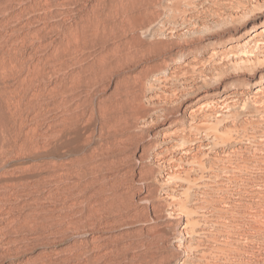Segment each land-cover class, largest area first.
<instances>
[{
  "label": "rangeland",
  "instance_id": "1",
  "mask_svg": "<svg viewBox=\"0 0 264 264\" xmlns=\"http://www.w3.org/2000/svg\"><path fill=\"white\" fill-rule=\"evenodd\" d=\"M0 213V264H264V0H0Z\"/></svg>",
  "mask_w": 264,
  "mask_h": 264
},
{
  "label": "bare ground",
  "instance_id": "2",
  "mask_svg": "<svg viewBox=\"0 0 264 264\" xmlns=\"http://www.w3.org/2000/svg\"><path fill=\"white\" fill-rule=\"evenodd\" d=\"M69 68V67H68ZM69 75V74H68ZM73 76V75H72ZM74 77V76H73ZM80 77V76H79ZM72 78V77H71ZM79 79V78H78ZM68 80V79H67ZM63 82V81H62ZM79 82H81V81H79ZM61 83V82H60ZM76 83V82H75ZM67 84V83H66ZM73 84V83H72ZM78 84V83H77ZM60 86H62V85H60ZM76 86V85H75ZM74 86V87H75ZM79 86V85H78ZM66 87V86H65ZM60 90V89H59ZM56 91V90H55ZM61 91V90H60ZM64 91H65V89H64ZM67 92V91H66ZM70 92V91H69ZM74 92V91H73ZM57 93V92H56ZM57 94H59V93H57ZM64 94V93H63ZM77 94V93H76ZM72 96V95H71ZM70 96V97H71ZM68 98H69V96H68ZM70 99V98H69ZM67 100V99H66ZM67 102V101H66ZM71 102H73V101H71ZM70 103V102H69ZM56 104V103H55ZM66 105V104H65ZM77 105V104H76ZM63 106V105H62ZM61 106V107H62ZM67 106V105H66ZM75 107V106H74ZM79 107V106H78ZM38 108V107H37ZM70 108V107H69ZM41 109V108H40ZM39 110V109H38ZM70 110V109H69ZM37 111V110H36ZM62 111H63V109H62ZM66 111V110H65ZM71 111V110H70ZM65 113V112H64ZM38 115H39V112H38ZM65 115V114H64ZM56 116V115H55ZM37 118H38V116H37ZM69 118V117H68ZM23 119V118H22ZM54 119V118H53ZM18 120V119H17ZM66 120V119H65ZM18 124V123H17ZM38 124V123H37ZM39 125V124H38ZM53 126V125H52ZM21 127V126H20ZM41 131V130H40ZM40 134H42V133H40ZM9 136V135H8ZM17 141V140H16ZM222 146V145H221ZM218 155V154H217ZM208 158V157H207ZM205 159V158H204ZM202 160V159H201ZM199 161V160H198ZM208 161V160H207ZM220 161V160H219ZM226 161V160H225ZM224 161V162H225ZM215 162V161H214ZM202 164V163H201ZM213 164V163H212ZM215 164V163H214ZM208 165V164H207ZM198 166V165H197ZM201 166V165H200ZM216 166V165H215ZM226 167V166H225ZM206 169V168H205ZM225 169V168H224ZM202 170V169H201ZM200 170V171H201ZM205 171V170H204ZM215 171V170H214ZM202 174V173H201ZM206 174V173H205ZM218 174V173H217ZM204 177V176H203ZM206 177V176H205ZM203 179V178H202ZM184 203V202H183ZM179 205H181V204H179ZM184 205V204H183ZM182 206V205H181ZM1 213H2V211H1ZM0 213V218L3 216L2 214ZM1 221H3V218H2V220ZM157 240V239H156ZM156 240H153V241H156ZM156 244H157V242H156ZM152 245V244H151ZM155 245V244H154ZM153 247H155V246H153ZM158 247H160L159 245H158ZM151 248V247H150ZM156 248V247H155ZM156 249H158V248H156Z\"/></svg>",
  "mask_w": 264,
  "mask_h": 264
}]
</instances>
